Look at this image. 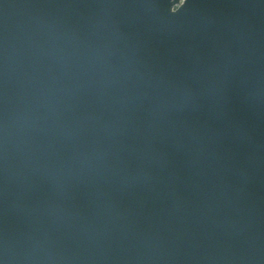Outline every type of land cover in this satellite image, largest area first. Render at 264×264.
Masks as SVG:
<instances>
[{
    "label": "water",
    "instance_id": "95a60500",
    "mask_svg": "<svg viewBox=\"0 0 264 264\" xmlns=\"http://www.w3.org/2000/svg\"><path fill=\"white\" fill-rule=\"evenodd\" d=\"M0 264H264V0H0Z\"/></svg>",
    "mask_w": 264,
    "mask_h": 264
}]
</instances>
